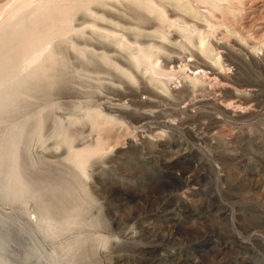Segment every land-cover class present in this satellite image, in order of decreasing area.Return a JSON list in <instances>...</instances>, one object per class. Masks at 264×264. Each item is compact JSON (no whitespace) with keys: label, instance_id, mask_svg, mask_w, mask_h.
Instances as JSON below:
<instances>
[{"label":"rangeland","instance_id":"1","mask_svg":"<svg viewBox=\"0 0 264 264\" xmlns=\"http://www.w3.org/2000/svg\"><path fill=\"white\" fill-rule=\"evenodd\" d=\"M0 263L264 264V0H0Z\"/></svg>","mask_w":264,"mask_h":264},{"label":"bare ground","instance_id":"2","mask_svg":"<svg viewBox=\"0 0 264 264\" xmlns=\"http://www.w3.org/2000/svg\"><path fill=\"white\" fill-rule=\"evenodd\" d=\"M207 71H208V70H207ZM24 92H27V88H25ZM138 95H139V94H138ZM17 107H18V106H17ZM142 119H143V118H142ZM64 183H65V182H64ZM64 185H65V184H64ZM66 186H67V185H66ZM68 186H69V185H68ZM68 186H67V187H68ZM68 189H69V192H70V191H71V187L69 186ZM71 192H72V191H71ZM0 264H1V263H0Z\"/></svg>","mask_w":264,"mask_h":264}]
</instances>
